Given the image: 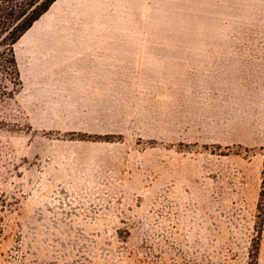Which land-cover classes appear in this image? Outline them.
<instances>
[{
  "label": "rangeland",
  "instance_id": "374dc122",
  "mask_svg": "<svg viewBox=\"0 0 264 264\" xmlns=\"http://www.w3.org/2000/svg\"><path fill=\"white\" fill-rule=\"evenodd\" d=\"M64 7L13 45L20 86L0 44V264H264V25L173 32L168 0ZM209 41L235 55L202 73L168 58Z\"/></svg>",
  "mask_w": 264,
  "mask_h": 264
},
{
  "label": "crops",
  "instance_id": "0c3cea01",
  "mask_svg": "<svg viewBox=\"0 0 264 264\" xmlns=\"http://www.w3.org/2000/svg\"><path fill=\"white\" fill-rule=\"evenodd\" d=\"M79 0H55L48 10L41 15L45 16L49 12L58 10L64 5L70 7ZM96 2L100 0H89ZM106 1V0H103ZM111 2L112 0H107ZM120 1H144V0H120ZM67 2V4H66ZM169 7L177 11L174 18L182 23L183 30H173V32L183 33H199V34H217L232 32L234 26L242 28L239 32H250L252 27H260L264 25V0H168ZM40 17V18H41ZM39 18V19H40ZM37 19L36 21H38ZM35 21V22H36ZM34 22V23H35ZM34 23L30 26L22 36H26L34 27ZM41 32L55 33L49 28H45ZM65 33V32H64ZM21 36V37H22ZM68 40V39H67ZM63 46L61 48H68L66 39H61ZM18 42V41H17ZM16 44V43H15ZM85 44H83L84 46ZM95 49H101L102 43H95ZM152 46V45H151ZM168 50H183V52H168V58L178 59L184 61L183 72H187L188 68L196 66L197 71L202 73L208 70V63L217 65L219 60L230 59L234 56L235 44L222 43L217 41L209 42H170L166 45ZM159 49L160 45L156 47H146L144 49ZM16 54V53H15ZM18 64V59L16 55ZM214 70V69H213ZM20 77L22 70L19 68ZM22 80V79H21ZM20 90L16 92V96Z\"/></svg>",
  "mask_w": 264,
  "mask_h": 264
},
{
  "label": "trees",
  "instance_id": "16d2710c",
  "mask_svg": "<svg viewBox=\"0 0 264 264\" xmlns=\"http://www.w3.org/2000/svg\"><path fill=\"white\" fill-rule=\"evenodd\" d=\"M39 0H0V35H4L0 44L4 47L3 59L6 65H11L14 73L16 75L15 80H17V85H21V77L20 72L17 66V60L15 56V52L13 49V45L21 38L23 33L30 27L32 24L40 18L42 14H44L50 5L55 0H41L38 4ZM36 4V5H35ZM35 6L30 10V12L25 15L27 12L25 11L27 7ZM18 9H22L20 11V16L18 19L20 20L18 23H13V17ZM23 17V18H22ZM22 18V19H21ZM19 33L16 36H9L12 32V29H19ZM10 68V66L8 67ZM8 73V72H7ZM4 89H8V87H4ZM15 91L14 93H16ZM10 93H7V95ZM8 97H12L9 95ZM264 173V171H263Z\"/></svg>",
  "mask_w": 264,
  "mask_h": 264
}]
</instances>
